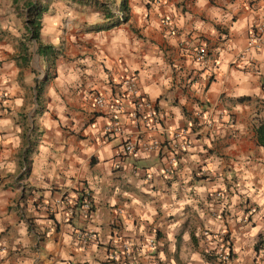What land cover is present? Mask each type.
Here are the masks:
<instances>
[{
    "label": "crops",
    "instance_id": "1",
    "mask_svg": "<svg viewBox=\"0 0 264 264\" xmlns=\"http://www.w3.org/2000/svg\"><path fill=\"white\" fill-rule=\"evenodd\" d=\"M118 3L111 18L101 4L48 5L39 37L59 54L38 114L46 64L31 43L21 67L22 25L0 17V264H220L217 238L225 264H264V0H126L125 24L89 31L120 19ZM126 76L154 116H130ZM127 141L136 153L118 157Z\"/></svg>",
    "mask_w": 264,
    "mask_h": 264
},
{
    "label": "trees",
    "instance_id": "2",
    "mask_svg": "<svg viewBox=\"0 0 264 264\" xmlns=\"http://www.w3.org/2000/svg\"><path fill=\"white\" fill-rule=\"evenodd\" d=\"M54 0H11L13 5H16L18 9V13L20 16L23 17L22 19V34L20 36L19 43V59L21 67L25 66L29 61V46L31 43L36 45V54L39 58L46 64L47 70L45 71V79L42 83L35 80V104L36 110L35 114H38L40 111L39 106V95L44 83L48 80L53 78L54 74L50 73V70L54 66V61L58 56L59 52L53 46L49 44H43L40 41L39 32L41 28V17L46 12L48 5ZM65 1V0H64ZM73 3L77 4H101L102 12L104 13L105 18H111L113 15L109 12L106 8L107 4H113L115 0H72ZM118 13L120 14V19L114 18L110 24L102 25V26H95L91 28L89 31H101L110 29L114 26L119 24H125L128 21V8L126 0H118ZM240 99L238 101H242ZM255 141L256 144L264 149V121L259 122L255 127ZM34 133H35V126L32 123V128L28 134L24 138V151L22 153V166L24 170L20 175L17 177V180L23 179L29 169V162L27 160V155L31 151V149L35 145L34 141ZM79 199V198H78ZM209 258H211L208 255Z\"/></svg>",
    "mask_w": 264,
    "mask_h": 264
},
{
    "label": "built area",
    "instance_id": "3",
    "mask_svg": "<svg viewBox=\"0 0 264 264\" xmlns=\"http://www.w3.org/2000/svg\"><path fill=\"white\" fill-rule=\"evenodd\" d=\"M153 4L158 5L161 4L164 0H152ZM163 23L165 25H168V20L164 19ZM251 42L252 44H258L261 42V33L260 32H256L253 33L252 38H251ZM206 59V49L204 46H200L198 47L193 55V61L195 63L201 64L204 63ZM121 88H122V92L124 97L128 98L131 104V111H130V116L135 119L137 116L139 115H143L146 112L147 117H152L154 116L153 110L151 108V105L149 104V102L138 93L137 90V81L136 78L134 76H126L122 79L121 84H120ZM94 104L97 107H102L103 106V99L101 97H96L94 99ZM122 108L121 104L119 102H115L112 108L113 114H112V120L113 123L111 124V126H113L115 129L118 127V123H117V113L119 112V110ZM191 133V132H190ZM189 132L185 133L184 130H180V131H174L171 135L172 138L176 139L179 138L181 139V145L182 147H186L187 146V142H186V138L189 136L190 134ZM193 134V133H192ZM184 138V139H182ZM154 144H150V146L153 147ZM150 146H142L144 151H149L150 150ZM136 153V149H135V143L133 142H125L122 147L120 152L117 154L118 157H123V156H128V155H133ZM89 209L88 206V201L87 199L83 200L82 204L80 205V210L83 213H86ZM250 212H253L254 210L252 208L249 209ZM217 243H215V246L213 247V249L208 252V255L211 257V259L217 263L220 264H225L228 263L230 261V253L227 249V245L222 243V241L217 238ZM123 247V253L125 256H127V250H126V246H122Z\"/></svg>",
    "mask_w": 264,
    "mask_h": 264
},
{
    "label": "rangeland",
    "instance_id": "4",
    "mask_svg": "<svg viewBox=\"0 0 264 264\" xmlns=\"http://www.w3.org/2000/svg\"><path fill=\"white\" fill-rule=\"evenodd\" d=\"M53 2H64V0H54L52 1L51 3ZM65 2L67 3H73L72 0H65ZM0 17L2 18V20L4 21H8L9 23V19L12 18V29H17L20 30L21 29V25H22V19L23 17L20 16L19 14L15 13V12H12L9 10V8L5 5V2L4 0H0ZM6 21V22H7ZM13 21L15 23V25H13Z\"/></svg>",
    "mask_w": 264,
    "mask_h": 264
},
{
    "label": "water",
    "instance_id": "5",
    "mask_svg": "<svg viewBox=\"0 0 264 264\" xmlns=\"http://www.w3.org/2000/svg\"><path fill=\"white\" fill-rule=\"evenodd\" d=\"M35 99V98H34Z\"/></svg>",
    "mask_w": 264,
    "mask_h": 264
}]
</instances>
